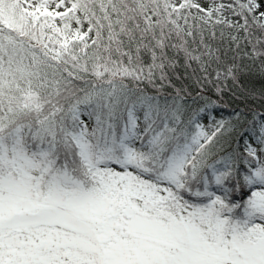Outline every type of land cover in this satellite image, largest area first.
I'll return each instance as SVG.
<instances>
[{"label": "snow or ice", "instance_id": "6c2138e0", "mask_svg": "<svg viewBox=\"0 0 264 264\" xmlns=\"http://www.w3.org/2000/svg\"><path fill=\"white\" fill-rule=\"evenodd\" d=\"M264 0H0V264H264Z\"/></svg>", "mask_w": 264, "mask_h": 264}, {"label": "trees", "instance_id": "16d2710c", "mask_svg": "<svg viewBox=\"0 0 264 264\" xmlns=\"http://www.w3.org/2000/svg\"><path fill=\"white\" fill-rule=\"evenodd\" d=\"M261 83H264V81H261L259 77H256L254 80L255 87L259 88L261 86Z\"/></svg>", "mask_w": 264, "mask_h": 264}]
</instances>
